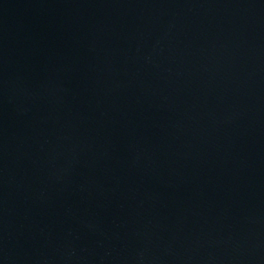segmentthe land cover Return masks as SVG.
I'll return each mask as SVG.
<instances>
[{
  "label": "water",
  "instance_id": "water-1",
  "mask_svg": "<svg viewBox=\"0 0 264 264\" xmlns=\"http://www.w3.org/2000/svg\"><path fill=\"white\" fill-rule=\"evenodd\" d=\"M0 264H264V0H0Z\"/></svg>",
  "mask_w": 264,
  "mask_h": 264
}]
</instances>
